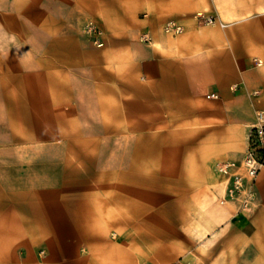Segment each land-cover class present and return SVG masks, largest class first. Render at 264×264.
<instances>
[{
  "label": "crops",
  "instance_id": "crops-1",
  "mask_svg": "<svg viewBox=\"0 0 264 264\" xmlns=\"http://www.w3.org/2000/svg\"><path fill=\"white\" fill-rule=\"evenodd\" d=\"M0 16V264H264V167L251 211L221 202L219 170L264 110V0H0Z\"/></svg>",
  "mask_w": 264,
  "mask_h": 264
},
{
  "label": "built area",
  "instance_id": "built-area-1",
  "mask_svg": "<svg viewBox=\"0 0 264 264\" xmlns=\"http://www.w3.org/2000/svg\"><path fill=\"white\" fill-rule=\"evenodd\" d=\"M196 18L206 24L220 23L226 26L227 23L218 20L216 15L207 13H197ZM163 29L167 33L179 34L184 31V26L176 19H169L163 24ZM89 31L94 37L96 44L103 45L100 40L101 30L94 24H89ZM150 37L146 36V39ZM261 63L260 61H257ZM209 97L218 96L216 93H211ZM258 121L251 126L248 135V149L241 160L238 161H225L219 164V170L227 175L228 187L224 198L221 202L227 200L237 201L238 207L241 210L251 211L255 200L256 193L254 185L259 172L264 167V110H259L257 113ZM241 170H235V168Z\"/></svg>",
  "mask_w": 264,
  "mask_h": 264
},
{
  "label": "rangeland",
  "instance_id": "rangeland-1",
  "mask_svg": "<svg viewBox=\"0 0 264 264\" xmlns=\"http://www.w3.org/2000/svg\"><path fill=\"white\" fill-rule=\"evenodd\" d=\"M200 12H203V11H198V12H196L195 13V17H196V14L197 13H200ZM203 13H206V12H203ZM208 14V13H207ZM197 19V18H196ZM198 21H201V20H199V19H197ZM1 22H2V17L0 16V42H2L1 44H4L5 42H8L11 38H12V35H11V33L10 32H8V31H6V30H4L3 28H2V25H1ZM202 23H204L203 21H201ZM94 24L96 27H98L100 30H101V35L99 36L100 37V40L101 41H103V45H104V40H103V36H104V34H105V31H104V29H103V27H102V25L101 24H98V22L96 21V20H90L85 26H84V32L93 40V42H94V37H93V35L91 34V32L89 31V24ZM204 24H206V23H204ZM144 36H145V38H146V36L147 37H149L148 35H147V33H144ZM95 43V42H94ZM96 44V43H95ZM98 45V44H97ZM100 46H102V45H100ZM230 200V199H229ZM232 201H234V200H232ZM235 202H237V201H235ZM237 207H238V204H237ZM238 211H242L241 209H239V207H238ZM243 211H247V210H243ZM182 263V262H181ZM183 264H191V263H186V262H183Z\"/></svg>",
  "mask_w": 264,
  "mask_h": 264
}]
</instances>
